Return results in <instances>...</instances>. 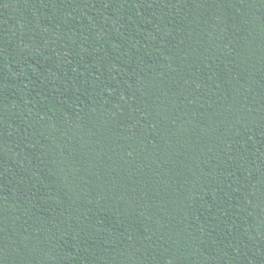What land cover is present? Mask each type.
Instances as JSON below:
<instances>
[{
  "label": "trees",
  "instance_id": "16d2710c",
  "mask_svg": "<svg viewBox=\"0 0 264 264\" xmlns=\"http://www.w3.org/2000/svg\"><path fill=\"white\" fill-rule=\"evenodd\" d=\"M0 264H264V0H0Z\"/></svg>",
  "mask_w": 264,
  "mask_h": 264
}]
</instances>
